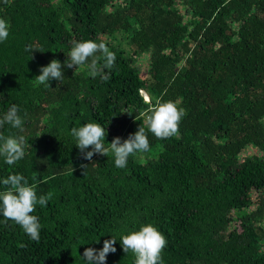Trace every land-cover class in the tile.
Masks as SVG:
<instances>
[{
    "label": "trees",
    "instance_id": "1",
    "mask_svg": "<svg viewBox=\"0 0 264 264\" xmlns=\"http://www.w3.org/2000/svg\"><path fill=\"white\" fill-rule=\"evenodd\" d=\"M0 18V119L17 105L25 122L0 134L28 142L16 164L0 157V180L22 174L52 194L32 213L38 243L0 215V264H85L84 249L112 237L106 264H133L119 240L144 224L165 236L164 264H264V0H0ZM73 40L115 53L110 79L82 65L38 85ZM156 101L184 109L177 135L145 126L150 149L125 168L111 154L83 159L72 127L101 124L108 147Z\"/></svg>",
    "mask_w": 264,
    "mask_h": 264
},
{
    "label": "clouds",
    "instance_id": "2",
    "mask_svg": "<svg viewBox=\"0 0 264 264\" xmlns=\"http://www.w3.org/2000/svg\"><path fill=\"white\" fill-rule=\"evenodd\" d=\"M8 22L0 18V42L5 41L9 36ZM71 49L66 56L67 59L62 65L59 60L53 59L46 66L39 68L40 74L35 76L38 85L50 87V81L56 80L59 83L64 78L63 68H79L87 65V70L92 78L99 76L107 81L111 76V69L115 66V53L110 51L104 42L97 43L94 40L71 41ZM25 51H36L31 45ZM108 70V71H105ZM17 105H12L0 119V127L8 124L13 129L24 131V120L18 114ZM185 115L184 109L179 108L172 101H156L143 114V125L134 133L129 134L126 139L114 137L105 147L107 135L105 127L99 123H86L80 127H72L70 135L76 142V148L84 160L91 161L95 154L108 156L112 155L117 168H125L128 158L137 153L149 151L150 143L147 132H151L157 139H167L178 134L179 123ZM147 132H146V128ZM28 145L23 135H2L0 134V157L9 166L16 164L25 156V147ZM91 150H88V149ZM88 165L82 164L83 174ZM0 215L5 222L13 221L21 227L29 238L37 243L40 240L41 224L39 218L32 213L36 206L47 205L51 199V193L37 196L34 187L29 185L28 180L22 174H9L0 180ZM117 240L113 237L103 241L102 249L92 247L85 248L82 259L85 264H106L109 253H115L114 245ZM123 251L131 252L135 259L133 264H164L162 259L163 249L167 245L165 236L152 224L141 225L138 231H131L121 235L119 240ZM99 243V240L97 241Z\"/></svg>",
    "mask_w": 264,
    "mask_h": 264
},
{
    "label": "rangeland",
    "instance_id": "3",
    "mask_svg": "<svg viewBox=\"0 0 264 264\" xmlns=\"http://www.w3.org/2000/svg\"><path fill=\"white\" fill-rule=\"evenodd\" d=\"M142 94H143V96L146 98V100L149 101V97L147 96V94H146L145 92H143ZM153 156H154L153 153H151V154L147 153V154H141V155H138L137 158H138L140 161L145 162V161L149 160L150 158H153Z\"/></svg>",
    "mask_w": 264,
    "mask_h": 264
}]
</instances>
